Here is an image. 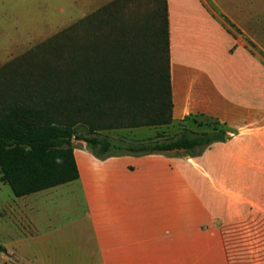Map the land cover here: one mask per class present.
<instances>
[{
	"label": "crops",
	"instance_id": "crops-1",
	"mask_svg": "<svg viewBox=\"0 0 264 264\" xmlns=\"http://www.w3.org/2000/svg\"><path fill=\"white\" fill-rule=\"evenodd\" d=\"M167 3L173 120L203 114L230 138L195 158L75 147L78 180L21 198L10 188L0 264H234L229 231L264 228L245 200L264 181V71L232 34L252 36V0Z\"/></svg>",
	"mask_w": 264,
	"mask_h": 264
},
{
	"label": "trees",
	"instance_id": "trees-1",
	"mask_svg": "<svg viewBox=\"0 0 264 264\" xmlns=\"http://www.w3.org/2000/svg\"><path fill=\"white\" fill-rule=\"evenodd\" d=\"M172 112L167 0H113L0 67V181L21 198L78 180L75 141L105 160L195 158L230 138L215 118ZM170 126L140 141L110 135Z\"/></svg>",
	"mask_w": 264,
	"mask_h": 264
},
{
	"label": "rangeland",
	"instance_id": "rangeland-1",
	"mask_svg": "<svg viewBox=\"0 0 264 264\" xmlns=\"http://www.w3.org/2000/svg\"><path fill=\"white\" fill-rule=\"evenodd\" d=\"M111 1L113 0H0V67L61 34L84 16ZM258 1L252 0V36L248 37L237 30L232 31V34L241 46L245 45L246 49L252 51V64L264 71V5L259 6ZM255 128L253 125L252 134L257 133ZM158 132L173 135L178 130L174 126L141 128L119 130L110 135L116 139L140 141L153 138ZM257 135L260 136L258 133ZM74 144L78 148L87 145L81 141H75ZM256 167L258 169L259 166ZM241 184L251 186L252 189V182ZM254 189L257 197L245 200H252V208L256 207L258 212L264 213V181L254 183ZM10 193V187L0 183V206L2 202L8 201ZM227 200L235 202V199ZM240 200L245 201L243 198ZM195 205L194 201V207ZM1 210L0 214L3 213ZM5 232L8 233V229ZM229 232L236 234L234 241L238 243L228 249L234 264H264V228ZM5 261L8 264V260Z\"/></svg>",
	"mask_w": 264,
	"mask_h": 264
}]
</instances>
